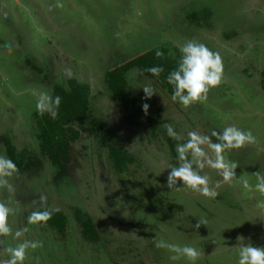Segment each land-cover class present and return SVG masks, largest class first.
<instances>
[{
	"label": "rangeland",
	"instance_id": "obj_1",
	"mask_svg": "<svg viewBox=\"0 0 264 264\" xmlns=\"http://www.w3.org/2000/svg\"><path fill=\"white\" fill-rule=\"evenodd\" d=\"M189 40L204 43L223 59L224 81L210 90L205 103L185 109L135 68L125 72V101L112 99L104 69L162 47L177 55L179 63L177 46ZM25 59L40 66L47 80L28 69ZM69 68L74 73L66 80ZM260 70L264 0H0V137L18 140V147H32L30 140H23L34 135L33 113L45 115L36 110L40 93L52 95V82L64 87L75 80L89 89L92 115L116 145L135 158L124 172L114 173L103 143L85 130L69 143V161L61 174L57 167H44L41 159L39 165L32 162L37 168L27 181L37 185L30 189H42L45 197L52 193L72 209L78 206L97 220L100 234L113 239L133 236L124 256L109 250L112 261L101 264H189L186 258L171 260L175 253L157 248L159 241L194 246L202 253L196 264H237L238 236L264 247V239H255L256 232L264 234V195L255 191L257 173L264 176V86L256 74ZM145 86L155 92L151 98H145ZM144 103L149 105L147 114ZM166 125L182 139L169 137ZM231 125L250 129L257 138L255 144L225 153L239 165L236 179L225 183L215 170L205 168L202 174L209 175L210 187L218 193L215 199L181 183L168 188L169 166H178L176 145L187 141V133L211 136L213 130ZM212 141L218 142L215 137ZM244 179L251 190L243 187ZM202 219L207 224L197 228ZM86 249L78 247L75 257L85 256L81 254Z\"/></svg>",
	"mask_w": 264,
	"mask_h": 264
},
{
	"label": "clouds",
	"instance_id": "obj_2",
	"mask_svg": "<svg viewBox=\"0 0 264 264\" xmlns=\"http://www.w3.org/2000/svg\"><path fill=\"white\" fill-rule=\"evenodd\" d=\"M10 48V45H5ZM181 57L175 70L167 75V83L173 86L171 99L185 109L196 103H205L208 99V93L211 89L219 87L224 81V64L222 56L218 51H213L204 43L189 40L183 45H178ZM165 53L159 49L156 50L155 56L163 58ZM153 76H160L164 71L163 67L153 66L147 69ZM66 75L71 78L72 70L66 69ZM145 98H151L155 92L152 88L145 86L143 88ZM61 104V97L53 98L48 93H40L36 110L43 115L49 112L55 119ZM143 111L147 114L149 105L144 103ZM167 134L175 140L182 139L174 130L172 125H166ZM188 139L185 143L176 145L178 157V166L170 165L167 176L168 188L177 187L181 183L183 187L209 199H215L217 191L210 187V177L204 173L205 168H211L222 177L225 183L231 184L236 179V169L238 163L226 158L225 153L231 150H239L248 145L257 142L256 136L252 131L240 129L234 125L227 126L222 131L213 130L211 136L202 135L198 131L192 130L187 133ZM212 137L216 138L213 142ZM19 171L16 163L0 155V188H9V178ZM257 183L255 191L264 195V176L257 173ZM244 188L252 189L247 179L241 181ZM41 200L46 197L41 196ZM13 214L5 202L0 201V237L11 236L18 241L15 246L4 247V240L0 239V264H24L29 249L36 250L42 246L40 241H33L21 237L28 231L27 228L13 229L9 224V216ZM51 218L50 211H33L28 216L29 224L46 223ZM206 220H199L196 227L206 225ZM239 254L237 264H264V247L253 246L251 243H244V237L238 236ZM157 248H167L175 255L170 256L171 260L186 258L189 264H196L202 253L191 245L169 244L164 241L156 243ZM6 254L7 258H2Z\"/></svg>",
	"mask_w": 264,
	"mask_h": 264
},
{
	"label": "trees",
	"instance_id": "obj_3",
	"mask_svg": "<svg viewBox=\"0 0 264 264\" xmlns=\"http://www.w3.org/2000/svg\"><path fill=\"white\" fill-rule=\"evenodd\" d=\"M190 16L193 17V13ZM158 49L165 53L163 58H157L155 56L157 49H151L112 67L106 72L103 80L112 99H115L119 103L125 101L123 94L126 86L124 75L128 68H135L138 75H144L153 79L159 86L172 94L173 86L167 83V75L178 66L177 55L171 56L167 49L163 47ZM153 66L163 67L164 71L160 76H153L147 71V69ZM260 76L261 84L264 86V70L260 72ZM52 89L53 98L56 96L61 97L59 108L54 109L58 112V115L53 119L51 115L45 117L47 115V112H45L44 117H36L38 119L36 123L39 130V151L44 153L53 166L59 169L58 175L59 173L61 174L64 172V163L69 161V143L71 144V142L75 141L80 132L85 130L90 132L95 139L103 143L108 163L114 173L121 174L124 172L127 165L132 164L135 158L126 149L118 147L115 143L114 136H112L108 129L102 124V121L92 115V110L88 103V87L74 80L68 82L66 87L56 85ZM153 129V127L149 129L151 134L154 132ZM2 145L5 150L4 156L12 159L16 163L19 171H23L24 168L27 167L26 164H24L25 153L21 155V151H17L12 144L7 143L6 141H3ZM167 145L171 151V155L174 156L173 145L169 138H167ZM32 162L35 163L36 159H32L31 164ZM29 166H34V164ZM75 209L76 216L81 218L80 227L82 236L86 240L85 242H88L87 245L90 247L86 250L89 251L94 248H101L103 250L104 248L105 255L103 258L105 262H111L112 260L110 261L109 259V250H116L119 254L124 256V254H126L124 252L131 248L130 244L133 242L132 235L127 234L126 239L116 235V238L113 239L114 236H111L110 234V236L106 233L100 234L97 220L88 215L85 211L79 209L78 206H76ZM40 211L46 210L41 209ZM51 216H54V218H52L54 220L55 218H57V220L59 219V221L56 220L57 223L55 221L52 225H54L56 231L61 233L64 229V223L62 220L63 216L59 212H52ZM116 244H118V246H115ZM84 252L86 253V251ZM137 253L138 252L136 251V254ZM116 257L117 256H115V259ZM120 262L125 263L124 260Z\"/></svg>",
	"mask_w": 264,
	"mask_h": 264
},
{
	"label": "crops",
	"instance_id": "obj_4",
	"mask_svg": "<svg viewBox=\"0 0 264 264\" xmlns=\"http://www.w3.org/2000/svg\"><path fill=\"white\" fill-rule=\"evenodd\" d=\"M24 64L28 69H31L32 71L36 72V75L39 78H41L42 80H47V76L45 75L42 68L40 66H37L33 61H30L29 59H25ZM111 68L112 66L104 69L105 71H103V76ZM261 71L262 70L257 71L256 73L259 76L260 84H261V76H260ZM92 75L93 74L90 73L88 76H86L87 80H91ZM67 78L70 79L65 74V79L67 80ZM56 85L57 84H54L53 82L51 83L52 88ZM66 86L67 84L64 85V87ZM261 86L263 85L261 84ZM35 115H36V111L33 113L32 116L34 125L30 129L33 130L34 135L29 136L28 140L22 139L25 143L29 142L30 140L32 143V147L30 146L18 147L14 144V141H18V140H15L12 137L11 138L6 136L0 137V148H1L2 156L5 155V150L2 145L3 141L12 144L17 151L19 152L21 151L20 152L21 155L23 153H25L26 155L24 164H26L27 167H25L23 171H18L13 175V176L15 175L18 176V180L15 181L13 179V176L9 178L11 189L7 187L0 188V201L5 202L11 209H14L13 212L15 213V215L11 214L9 216V224L13 229V233L17 229L27 228L28 231L24 233L23 237H21V241L27 239L33 241H40L42 243V246L37 248L36 250H32V249L28 250L27 258L24 264H98V262L100 264L104 263L105 262L103 258V256L105 255L104 248L103 250L101 248H94L89 251L85 250L86 253L83 252L81 254V255L85 254V259L84 256H81L80 259H77L75 257L77 256L75 254V251L79 254L77 250L78 247L82 248V245H85L88 246V248H90L89 245H87L88 242H85L86 240L82 236L81 227H80L81 218H78L75 214L76 209L74 207L76 206H74L72 209L70 204H67L65 202L67 204L66 205L65 203H63L64 201L62 200L60 201L59 198L55 197L52 193L46 197V200L42 201L41 196L45 195L44 193H42V189H40L39 192L30 189L34 185H37V183L36 184L32 183L31 185L27 181L29 176L33 173L36 167V166H34V168L33 166L30 167L28 164V162H30L29 160L36 159L35 163L39 165V161L41 159L45 164V166L44 165L42 166L51 169L55 167L48 159V157L44 153H41L39 151V147H38L39 130L36 133V130L34 129L35 127H37L36 121H38ZM44 167L42 168L44 169ZM41 209L50 211L51 213L59 212L63 216L62 220L64 223V229L61 233L56 231V228L54 227V225H52L57 220V218H55V220L52 219L54 218V216H51V218L46 223H38V224L28 223V216L33 211H40ZM57 221H59V219ZM263 235L264 234L256 232L255 239L256 240L264 239ZM0 239L4 240V247H7L9 245L15 246V244L18 242L14 240L11 236L6 238L0 237ZM94 256H98V257L95 258ZM2 258H7L6 254ZM119 264H125V263L119 262Z\"/></svg>",
	"mask_w": 264,
	"mask_h": 264
},
{
	"label": "flooded vegetation",
	"instance_id": "obj_5",
	"mask_svg": "<svg viewBox=\"0 0 264 264\" xmlns=\"http://www.w3.org/2000/svg\"><path fill=\"white\" fill-rule=\"evenodd\" d=\"M108 236H110V235L108 234ZM96 257H98V256H95V258H96ZM97 262H98V261H97Z\"/></svg>",
	"mask_w": 264,
	"mask_h": 264
}]
</instances>
